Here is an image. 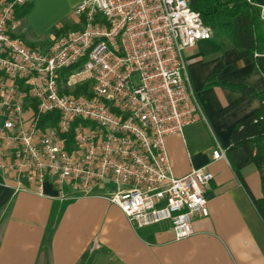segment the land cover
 I'll return each instance as SVG.
<instances>
[{"label":"built area","instance_id":"obj_1","mask_svg":"<svg viewBox=\"0 0 264 264\" xmlns=\"http://www.w3.org/2000/svg\"><path fill=\"white\" fill-rule=\"evenodd\" d=\"M31 1L0 5V171L17 192L50 183L62 201L111 183L110 203L135 227L192 236L214 176L204 166L176 177L166 139L207 122L185 53L213 30L191 0H84L78 27L43 51L13 35ZM213 160L228 148L217 142Z\"/></svg>","mask_w":264,"mask_h":264},{"label":"crops","instance_id":"obj_2","mask_svg":"<svg viewBox=\"0 0 264 264\" xmlns=\"http://www.w3.org/2000/svg\"><path fill=\"white\" fill-rule=\"evenodd\" d=\"M82 1L32 0L27 15L15 16L13 35L48 51L52 38L78 27L72 11ZM252 1L264 6V0ZM222 46L231 49L232 43L213 35L186 51L207 122L166 139L176 177L204 166L214 176L205 194L209 216L196 217L192 236L176 240L169 224L135 227L110 203L116 190L111 183L90 196L62 201L50 183L44 195L17 192V180L0 171V264H264V222L244 185L255 199L264 198L261 176L246 146L228 147L235 128L262 106L240 87L264 92V73L246 58L208 85ZM217 142L228 148V161L213 160Z\"/></svg>","mask_w":264,"mask_h":264},{"label":"trees","instance_id":"obj_3","mask_svg":"<svg viewBox=\"0 0 264 264\" xmlns=\"http://www.w3.org/2000/svg\"><path fill=\"white\" fill-rule=\"evenodd\" d=\"M190 6L192 10L200 14L204 24L213 30V35L227 38L232 43L231 49L222 46V57L208 85L212 84L227 67L246 58H251L257 63L258 57L264 56V22L261 19L260 8L252 2L249 0H191ZM31 9L32 4H26L17 9L15 16L22 18ZM240 89L259 97L262 106L235 128L228 147L240 145L247 147L251 162L260 173L264 191V92H257L249 87H240ZM244 185L264 222V198L255 199L248 186L245 183Z\"/></svg>","mask_w":264,"mask_h":264},{"label":"water","instance_id":"obj_4","mask_svg":"<svg viewBox=\"0 0 264 264\" xmlns=\"http://www.w3.org/2000/svg\"><path fill=\"white\" fill-rule=\"evenodd\" d=\"M257 66L264 73V56H259L258 57Z\"/></svg>","mask_w":264,"mask_h":264},{"label":"rangeland","instance_id":"obj_5","mask_svg":"<svg viewBox=\"0 0 264 264\" xmlns=\"http://www.w3.org/2000/svg\"><path fill=\"white\" fill-rule=\"evenodd\" d=\"M252 2H253V1H252ZM72 14H74L75 17L79 18V17L75 14V9H73ZM52 40H54V38H52ZM52 40H51V41H52ZM28 45H30V44H28Z\"/></svg>","mask_w":264,"mask_h":264}]
</instances>
